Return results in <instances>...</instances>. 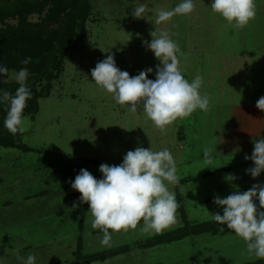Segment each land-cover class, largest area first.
Listing matches in <instances>:
<instances>
[{"label": "rangeland", "instance_id": "1", "mask_svg": "<svg viewBox=\"0 0 264 264\" xmlns=\"http://www.w3.org/2000/svg\"><path fill=\"white\" fill-rule=\"evenodd\" d=\"M5 2L11 8L18 5V0H0V7ZM193 2L191 14L174 16L158 27L178 43L185 78L191 82L197 75L203 77L200 92L210 97V106L207 112L197 109L161 131L142 107L131 113L130 105L116 103L112 94L95 84L91 70L113 54L120 70L136 76L153 68L148 78L154 80L159 61L144 41L150 43V32L155 31V10L174 8L181 0H91L92 14L82 42L67 53L49 96L38 100L39 110L26 115L27 130L21 133L18 144L31 150L0 145V264H21L17 255L26 259L29 253H35V264H80L81 253L87 257L107 249L98 239L102 235L98 231L93 235L97 229L91 226L89 206L80 203L81 194L69 181H74L81 169L101 178L102 163L119 165L126 153L138 146L153 151L167 148L173 155L179 183L170 190L178 203L177 221L160 233H144L141 220L136 229L112 236L111 243H136L132 247L135 256L149 254L152 263L161 258L158 264H264V259L248 255L243 239L227 227H223L224 232L221 228L209 232L198 229L214 223L212 213L223 214V208L213 203L215 196L226 198L254 184H264V172L255 179L246 173L254 164L245 160V155L251 156L256 139L236 134L230 117L232 104L256 93L262 95L264 71L257 72L254 59H234L239 49H227L226 53L221 49V37L232 41L228 34L233 31L243 36L242 53L248 43L258 42L264 48V0L256 6L257 19L242 29L214 14L212 0ZM141 3L148 7L147 16L136 19L131 13ZM48 10L28 17L26 27L41 25L47 34L60 29V23L48 21ZM24 26L18 18H10L0 24V30L12 34L23 31ZM243 64L256 68L250 89L245 85L254 73L236 71ZM15 71L6 78L8 84L16 83L12 76ZM34 81L39 92L47 84ZM205 146L214 148L211 165L204 163ZM228 174L237 179L228 181ZM255 203L259 208V201ZM74 204L78 206L73 208ZM81 236L84 244L82 241L80 252ZM123 257L108 263H136L129 258L122 261Z\"/></svg>", "mask_w": 264, "mask_h": 264}, {"label": "clouds", "instance_id": "2", "mask_svg": "<svg viewBox=\"0 0 264 264\" xmlns=\"http://www.w3.org/2000/svg\"><path fill=\"white\" fill-rule=\"evenodd\" d=\"M210 7L214 14H219L236 29L244 28L256 16L255 0H212ZM194 9L193 0H181L174 8L155 10V31L150 32V43L144 41L145 47L159 61L154 80L148 78L153 68L142 70L136 76L120 70L113 54L97 62L91 70L95 84L112 94L116 103L130 105L128 111L131 113L142 107L147 118L161 131L177 119L190 117L197 109L209 110L210 97L200 92L203 77L197 75L191 82L185 78L178 57V54L182 55L178 43L170 38L167 31L158 27L174 16L191 14ZM147 12V5L141 3L131 15L143 19ZM31 60V57H26L21 64L28 65ZM0 75L8 76L9 69L0 65ZM12 76L19 87L15 94L7 90L0 92V102L6 105L4 127L15 135L27 130L29 118L23 113L32 93L27 86L29 71L26 67L15 71ZM256 107L264 111V96L257 100ZM253 144L252 154L245 155V160L253 162L254 167L247 169L246 173L255 179L264 172V137L253 140ZM213 152L211 146L203 148L205 164L213 163ZM99 171L102 179L81 169L74 181L69 183L81 194L80 203L88 204L91 226L102 232V236L98 237L102 246H110L112 232L136 229L141 220V231L144 233H160L176 223L178 203L170 186L178 184L179 177L176 161L167 148L153 151L151 147L138 146L126 153L121 164L102 163ZM226 179L233 181L237 177L228 174ZM257 200L259 208L255 203ZM213 203L223 208V214L212 213L211 219L226 225L242 238L248 255L264 259V211L260 210L264 209V184H254L249 190L233 192L226 198L217 195ZM77 206L74 204L73 208ZM220 231L224 232V228L221 227ZM36 258L35 253H29L26 259L17 255L21 264H35Z\"/></svg>", "mask_w": 264, "mask_h": 264}, {"label": "trees", "instance_id": "3", "mask_svg": "<svg viewBox=\"0 0 264 264\" xmlns=\"http://www.w3.org/2000/svg\"><path fill=\"white\" fill-rule=\"evenodd\" d=\"M5 3L0 7V24L5 23L10 18H18L20 25H25V28L21 31L22 33L17 31L12 34L0 30V65L6 66L9 73L12 70L18 71L26 67L29 74H31L32 77L27 79V86L30 88L32 95L26 102L23 113L26 116L39 110L38 100L49 96L52 82L59 77L67 53L73 49L75 43L82 42L86 22L92 14V4L91 0H18V5L11 8L7 2ZM47 7L49 8L48 21L50 23H60V29L47 34L46 29L42 28L41 25L40 27L35 25V28L26 27L28 17L43 13ZM26 57H31V62L28 65L21 64V61ZM8 76L0 75V92L7 90L15 94V90L19 85L17 83H5L4 81ZM34 80L39 83L46 81L47 84L39 92ZM5 116L6 105L0 102V145L7 148H23L18 144L21 133L13 135L4 127ZM23 149L31 150L29 148ZM201 226L198 229L205 232L227 227L216 222L205 223ZM156 242L153 244H157ZM81 249L82 238L79 240L80 252ZM125 250L128 251L129 249L126 248ZM122 252L109 251L87 257H84L81 253L79 255L81 257L78 259H80V264H88L105 261Z\"/></svg>", "mask_w": 264, "mask_h": 264}, {"label": "crops", "instance_id": "4", "mask_svg": "<svg viewBox=\"0 0 264 264\" xmlns=\"http://www.w3.org/2000/svg\"><path fill=\"white\" fill-rule=\"evenodd\" d=\"M260 2L261 0H255L256 6L260 5ZM256 19L254 18V20ZM221 38L223 40V42L221 43L222 45L221 49L225 51V53L227 49L232 52L235 49H239L237 52L233 54L235 57L234 59L238 57H248V58H251L252 60L254 59V62L257 64V68L259 70L257 72L264 71V54L261 53V51L264 48L261 44H259L258 42L256 43V45H254V43H248V45H245L244 53H242L241 48L244 47V44H243V36L241 34L236 35L234 31L231 32V34H228L229 40H232V41H226V37L224 36ZM221 53L223 54L222 51ZM240 55H245V56H240ZM227 57L230 58V60L228 61H229V64H231L232 55H229ZM246 64H243V67L237 66L236 71L245 69L249 71L250 73H254L255 72L254 70L256 68L254 69L252 65H247L246 67ZM255 78H256V74L254 73L249 79L250 82L247 83L245 86L248 87L249 89L252 88V85H253L252 79H255ZM262 96H264V90H263L262 95H258V93H256V95L254 96H246L245 98L242 99L240 103H235L231 105V106L235 105L231 107L232 111H231L230 117L233 119V126H234V130L237 132L236 134L239 133L241 135H244L248 139H258V138L264 137V111H261L256 107L257 100ZM87 214L88 213L85 210V214H84L85 224H86L85 215ZM83 228H85V225L83 226ZM97 231H98V235H102V233L99 232L100 231L99 229L92 231L93 235L96 234ZM109 231L111 232V230ZM120 232H112V234L114 233L112 236ZM82 241L84 244V238H82ZM134 245L133 243H128L127 241L119 242V243L118 241H116L114 244L110 242V246H106L107 249L102 250L103 252H109V251H112V252L123 251V252L117 256H113V257L106 259L104 264H110V262L108 263L109 260L113 261L114 259H117L120 256H124L121 259L122 261L125 260V258H129L131 261L136 262L134 264H158L157 262H160L162 260L161 258L159 260L156 258L157 260H155L153 263L150 262L149 261L150 255L147 254V252H146L147 255L145 256H142V257L140 255L135 256L136 252L134 251V248H132ZM126 248L128 249L130 248V249L128 251H124ZM139 254H141V252ZM186 263H190V262H186Z\"/></svg>", "mask_w": 264, "mask_h": 264}]
</instances>
